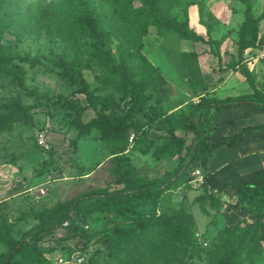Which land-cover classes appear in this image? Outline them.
<instances>
[{"label":"rangeland","instance_id":"374dc122","mask_svg":"<svg viewBox=\"0 0 264 264\" xmlns=\"http://www.w3.org/2000/svg\"><path fill=\"white\" fill-rule=\"evenodd\" d=\"M11 2L3 12L0 10V19L9 23L0 42L24 67L27 87L46 90L84 105L83 94L76 91L79 83H71L63 75V69H67L76 80L78 72L92 94L102 99L110 93L120 107L113 109L115 113L126 108L127 100L120 101L115 91L117 75L92 57L89 37H79L60 21L52 8L54 0ZM106 2L96 0L95 3L99 13L110 9L101 21L105 33L102 50L114 63L125 62L135 79L148 75V83L143 89L147 104H158L162 113L177 116L192 112L199 98H223L249 92L244 78L225 66L237 58L236 30L243 17L244 4L258 15L264 0H157L161 12H167L177 21L186 19L188 27L207 43L181 39L165 25L153 23L147 15L146 5L140 0L130 1L127 15L120 11L119 1H111L110 7ZM263 35L264 17L258 24L257 44L243 51L241 61L262 91L264 55L260 53L259 41ZM215 51L218 63L213 55ZM190 52L193 55H187ZM111 80L113 84H110ZM34 102L35 99L19 89L14 81L0 77V114L16 104L29 107L28 117L15 120L9 129L0 131V224L9 223L14 238L36 223L38 216L51 222L58 220L62 214L60 210L70 199L119 186L112 175V155L97 129L90 128L88 133L81 134L70 124L73 115L53 107H31ZM93 116L95 111L86 108L80 115V122L85 123ZM190 119L195 121L196 115L192 114ZM223 119L230 121L216 124L217 120ZM132 121L137 125L143 123L139 114ZM256 122L264 123V117L257 110L241 108L233 113H211L206 129H211V142L239 125ZM158 134L161 132L147 131L151 138L156 139ZM130 135L136 136L134 129L128 130L124 155L138 175L160 179L174 169L178 155L156 159L150 151L140 153L132 139H128ZM39 136L46 147L38 144ZM188 138L186 135V141ZM255 138L260 142L254 155L264 158L263 126L247 137L250 142L238 143L239 151L236 152H241L243 145L253 146ZM216 149L209 153L204 169L192 163L182 176L181 184L166 191L159 199L163 209H182L192 220L191 256H176L168 264H205L208 252L220 242L219 232L223 226L242 225L251 220L245 207L233 205L235 195L231 185L237 184L236 180L221 177L234 167L238 169V162L230 158L234 153L224 147ZM211 157L214 158L212 165L208 163ZM225 159L232 161V168L229 164L217 170L218 162H225ZM259 160L249 161L253 169L250 173L261 169L264 163ZM47 163L51 164V169L38 175L37 170H43ZM191 167L200 171L204 179L202 184L190 182ZM207 193L215 198V203L210 201ZM89 198L93 197L84 198L81 205L82 221L76 218L75 211L66 212L72 225L78 226L79 234L74 233L70 225L60 224L40 242L41 246L50 248V252L43 254L48 264H88L91 255L95 257V264H116L120 254L112 255L106 238L128 223L133 214L118 215L99 209L93 204L88 205ZM147 208L144 205L137 210L144 213ZM258 235L261 253L253 264H264V219L260 221ZM4 249L0 244V251Z\"/></svg>","mask_w":264,"mask_h":264},{"label":"trees","instance_id":"16d2710c","mask_svg":"<svg viewBox=\"0 0 264 264\" xmlns=\"http://www.w3.org/2000/svg\"><path fill=\"white\" fill-rule=\"evenodd\" d=\"M110 7L111 1L120 2V11L123 14L130 10L131 0H106ZM146 5V12L150 20L155 24H163L175 32L181 39L203 41L201 35L196 34L188 27L186 19L177 21L167 12H161L157 0H140ZM11 0H0L2 12L10 5ZM96 0H54L53 9L58 14L60 21L71 32L79 37H89L91 55L109 72L117 75L115 91L119 94V100H127V106L117 114L113 109L119 110V104L114 102L110 93L102 99L92 94L87 89L86 82L79 76L78 80L67 69H63V75L69 82L79 83L77 92L82 93L85 104L67 100L60 95H52L46 90H38L35 87H27L24 83L25 69L14 60V56L0 42V77H7L14 81L19 89L32 96L35 102L31 107H53L62 109L73 115L69 120L81 134L88 133L90 128L99 132L100 139L107 144L110 161L113 167L112 175L114 183L119 185L111 190L95 191L92 195L82 194L77 198L64 203L58 220L51 222L38 216L37 222L24 230L17 238L12 236L9 223L0 224V244L5 247L0 251V264H48L43 254L50 252V248L40 245L42 239L50 234L57 225H70L74 233L79 234L77 225H72V219L67 215L70 210L80 221L83 220L82 203L84 198H89L88 205H95L99 209L111 211L114 214H133L122 228H117L106 238L110 251L116 258V264H168L174 261L176 256H191L192 220L188 213L182 209L170 211L160 207L159 199L170 189L181 184L182 176L186 169L194 163L204 169L209 153L220 145L227 148L235 147L242 139V133L250 128L259 129L261 126H247L238 132L228 136H220L210 142V132L206 129L211 113H216L222 108L230 106L247 105L257 107L264 112V93L256 88L249 69L242 64V53L245 49L257 44L258 24L264 17V3L258 15L250 11L247 3L244 4L243 17L236 30V55L234 61L228 62L226 69L238 72L245 80L250 92L236 96L223 98L205 97L199 98L193 111L177 116L164 114L158 104H147V97L143 93L148 81V75L135 79L125 62L114 63L110 55L102 50L105 33L101 27L102 17H106L107 11L99 13ZM110 10V9H109ZM113 13V11H112ZM111 14V13H110ZM126 18H124V21ZM9 28V23L0 19V39L4 29ZM193 53L190 52V54ZM213 55L219 62L218 53ZM27 59V58H23ZM22 59V60H23ZM148 65V64H147ZM148 67V66H147ZM113 84V81H110ZM96 99V101H94ZM86 108H92L95 116L87 122H80V115ZM139 114L143 123L137 125L132 118ZM196 115V120L190 119ZM29 116V107L16 104L0 114V131L9 129L11 124L18 119ZM134 129L136 136L132 139L135 149L140 153L149 152L158 159L164 155H178L177 163L170 173H166L160 179L147 178L138 175L124 151L128 130ZM148 130L161 132L156 139L147 135ZM189 135L186 141L185 136ZM51 169L47 163L43 170H37L40 175L43 171ZM234 190L235 207L243 206L251 215V220L242 225L232 223L220 229V242L214 249L208 252L205 264H253V260L261 253L259 241V225L264 219V170H256L252 179L248 182H240L231 185ZM211 202L215 198L207 193ZM148 206L146 212L139 213L138 208ZM80 211V212H78ZM65 223V224H63ZM88 264H95V257L91 255Z\"/></svg>","mask_w":264,"mask_h":264},{"label":"crops","instance_id":"0c3cea01","mask_svg":"<svg viewBox=\"0 0 264 264\" xmlns=\"http://www.w3.org/2000/svg\"><path fill=\"white\" fill-rule=\"evenodd\" d=\"M256 86V85H255ZM248 87V86H247ZM257 89H259L257 86H256ZM260 90V89H259ZM262 91V90H260ZM249 92H250V89H249ZM248 92V93H249ZM264 93V91H262ZM241 108H247V109H251V110H257L260 114L261 117H264V112L261 111L259 108L257 107H252V106H247V105H240V106H230V107H225V108H222L220 109L219 111H217L216 113L218 112H224V111H228L230 113H233L234 111H238L239 109ZM231 119V118H230ZM226 120H217L216 121V124L218 123H229L230 120H227V122H225ZM215 126V124L213 125ZM247 126H263L264 127V123H261V122H256V123H245V124H242V125H239V127L237 129H234L232 130V132H230L229 134H223L222 136H228L232 133H235V132H238L242 127H247ZM211 130V129H210ZM210 130H208L210 132ZM257 130V131H255ZM254 131H251L250 129L248 130H245L243 133H242V139L240 141H238V143H246V142H250L249 139H247V137L249 135H251L253 132L257 133L259 129H255ZM261 131V130H260ZM260 135V134H259ZM260 142L259 138H255V140L253 139V146H246V145H243L242 147V150L241 152H236V151H239L238 150V147L237 145L235 147H232V148H227L225 147L224 145H220L219 147H217L216 151L221 148V147H224V149H226L227 151H229V153H234V157H230L231 159L232 158H235L234 160L238 163H236L238 166L236 169L235 167L232 168V161H228L230 160L229 158L225 159V162L223 161L222 163L218 162V169H222L223 167H225L226 165H229V167H231L232 169H230L227 173H224V176H221L222 179L223 177H225L224 179H227L228 181L230 179L232 180H236L237 183H240V182H248L252 179V174L254 173L253 172H249L250 170H253L252 167L249 166L250 164V160H256V159H260V163H264V158L262 156H259L257 157L256 155H254V150L258 147V143ZM237 143V144H238ZM237 147V148H236ZM253 155V156H252ZM264 155V154H263ZM214 158H210L208 163L212 165V160ZM228 161V162H227ZM227 162V163H226ZM261 165V164H260ZM251 168V169H250ZM260 170H264V164L260 166ZM243 179L239 180L241 177H243ZM243 180V181H242ZM233 191V189H232ZM233 194H234V191H233Z\"/></svg>","mask_w":264,"mask_h":264},{"label":"built area","instance_id":"2783aa9c","mask_svg":"<svg viewBox=\"0 0 264 264\" xmlns=\"http://www.w3.org/2000/svg\"><path fill=\"white\" fill-rule=\"evenodd\" d=\"M259 50H260L261 55H264V35L261 37L259 41ZM131 138H132V135H130L128 139L131 140ZM37 142L39 145L46 147L42 142L41 136H39ZM189 176L191 178L190 182L194 183L195 185H200L204 181L203 176L201 175L200 171L196 167L190 168ZM42 192H43L42 189H40V193Z\"/></svg>","mask_w":264,"mask_h":264}]
</instances>
